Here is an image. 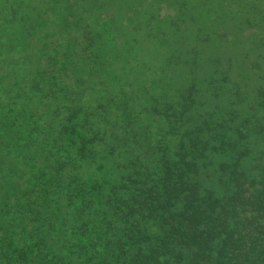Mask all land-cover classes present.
Here are the masks:
<instances>
[{
  "label": "trees",
  "instance_id": "trees-1",
  "mask_svg": "<svg viewBox=\"0 0 264 264\" xmlns=\"http://www.w3.org/2000/svg\"><path fill=\"white\" fill-rule=\"evenodd\" d=\"M0 264H264V0H0Z\"/></svg>",
  "mask_w": 264,
  "mask_h": 264
},
{
  "label": "rangeland",
  "instance_id": "rangeland-1",
  "mask_svg": "<svg viewBox=\"0 0 264 264\" xmlns=\"http://www.w3.org/2000/svg\"><path fill=\"white\" fill-rule=\"evenodd\" d=\"M21 175H23V173H21Z\"/></svg>",
  "mask_w": 264,
  "mask_h": 264
}]
</instances>
